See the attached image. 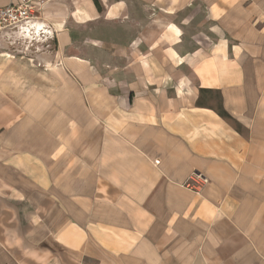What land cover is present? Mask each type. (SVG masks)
Masks as SVG:
<instances>
[{
    "label": "crops",
    "instance_id": "crops-1",
    "mask_svg": "<svg viewBox=\"0 0 264 264\" xmlns=\"http://www.w3.org/2000/svg\"><path fill=\"white\" fill-rule=\"evenodd\" d=\"M34 2L0 32V264H264V0Z\"/></svg>",
    "mask_w": 264,
    "mask_h": 264
},
{
    "label": "built area",
    "instance_id": "built-area-1",
    "mask_svg": "<svg viewBox=\"0 0 264 264\" xmlns=\"http://www.w3.org/2000/svg\"><path fill=\"white\" fill-rule=\"evenodd\" d=\"M38 19L34 0H21L19 3L0 7V32L26 27ZM203 181H207L203 177Z\"/></svg>",
    "mask_w": 264,
    "mask_h": 264
},
{
    "label": "rangeland",
    "instance_id": "rangeland-1",
    "mask_svg": "<svg viewBox=\"0 0 264 264\" xmlns=\"http://www.w3.org/2000/svg\"><path fill=\"white\" fill-rule=\"evenodd\" d=\"M4 40H7L6 38H4Z\"/></svg>",
    "mask_w": 264,
    "mask_h": 264
}]
</instances>
